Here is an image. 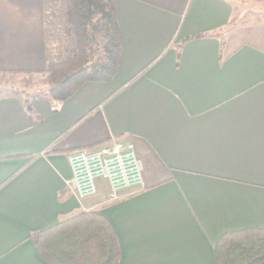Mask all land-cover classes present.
<instances>
[{
  "label": "crops",
  "instance_id": "1",
  "mask_svg": "<svg viewBox=\"0 0 264 264\" xmlns=\"http://www.w3.org/2000/svg\"><path fill=\"white\" fill-rule=\"evenodd\" d=\"M46 1L0 0V74H44ZM235 1L114 0L109 80L61 102L0 93V264H49L33 234L83 211L108 220L118 264H215L223 233L264 228V18ZM111 137L133 142L144 187L79 199L67 154Z\"/></svg>",
  "mask_w": 264,
  "mask_h": 264
},
{
  "label": "trees",
  "instance_id": "2",
  "mask_svg": "<svg viewBox=\"0 0 264 264\" xmlns=\"http://www.w3.org/2000/svg\"><path fill=\"white\" fill-rule=\"evenodd\" d=\"M64 18L73 46L65 56L49 60L44 71L47 94L58 102L87 80H109L121 44L114 0H67ZM95 42L98 49L92 48ZM26 109L32 116L27 104ZM32 237L38 255L49 264H118L121 256L115 231L96 212H80ZM214 251L215 264H264V228L225 232Z\"/></svg>",
  "mask_w": 264,
  "mask_h": 264
},
{
  "label": "built area",
  "instance_id": "3",
  "mask_svg": "<svg viewBox=\"0 0 264 264\" xmlns=\"http://www.w3.org/2000/svg\"><path fill=\"white\" fill-rule=\"evenodd\" d=\"M71 177L66 184L79 199L97 194L101 182L109 189V199L144 187L143 164L131 141L111 137L91 148L67 154Z\"/></svg>",
  "mask_w": 264,
  "mask_h": 264
},
{
  "label": "rangeland",
  "instance_id": "4",
  "mask_svg": "<svg viewBox=\"0 0 264 264\" xmlns=\"http://www.w3.org/2000/svg\"><path fill=\"white\" fill-rule=\"evenodd\" d=\"M240 6L236 11H244L249 19L264 18V0H236ZM67 0H47L46 9V41L49 51V60L63 57L73 46L74 37L69 31V25L65 21L64 12ZM92 48L98 49V44H92ZM0 93L15 92L26 94L32 90L46 88L48 92L49 83L46 74L22 77L12 74H0ZM25 96V95H24Z\"/></svg>",
  "mask_w": 264,
  "mask_h": 264
}]
</instances>
